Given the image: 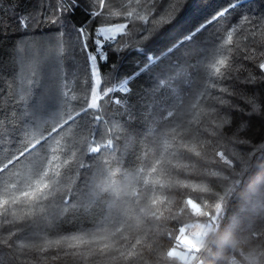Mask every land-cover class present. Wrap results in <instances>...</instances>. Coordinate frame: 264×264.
I'll use <instances>...</instances> for the list:
<instances>
[{
	"label": "snow or ice",
	"instance_id": "obj_1",
	"mask_svg": "<svg viewBox=\"0 0 264 264\" xmlns=\"http://www.w3.org/2000/svg\"><path fill=\"white\" fill-rule=\"evenodd\" d=\"M189 2L184 0L183 5H178L172 0H163V4L160 0H143V3L135 0L151 14L150 19L139 17L145 24L140 36L145 43L128 47L121 57L123 62L119 64L109 56L111 51H122L115 36L109 42L107 33L112 31L111 28L93 30L91 26L72 23L74 14L80 11L88 20L102 17L108 10L106 0H56L55 3L53 0H28V4L20 8L16 19L25 35L39 34L29 33V19L37 25L47 22L54 26L58 35L75 33L76 47L84 55L89 91L85 99L89 102L80 105L78 110L65 111L57 120L58 127L54 126L51 132L67 125V129L77 127V136L84 135L85 143L80 148V155L89 159L75 160V167L85 171L76 173L68 169L64 175H78L84 186L81 202L74 214L94 216L100 210V217L91 229H80L79 235H60L61 217L52 210L54 201L50 200L62 175L54 170V167H59L54 164L57 157L49 158L43 135L35 142L24 144L18 132L10 133L11 139L21 146L16 147L6 161H0V178L6 176L18 161H28L31 175L26 180L9 181L0 193V224L11 226L6 229L7 238L0 239V264H4V255L8 256L9 264H18L25 249L43 253L45 248L38 237L41 232L50 230L51 235L59 238L44 243L59 246L71 241L68 244L71 251L61 249L63 254L80 257L83 261L91 259L92 264H148L146 257H154L156 264H175L176 261L182 264H222L223 261L226 264H264V231H251L244 236L237 230L242 221L247 222L254 217L264 220V160L261 159L264 157V143L253 144L247 135L254 120L264 123V49L253 57H243L255 60V70L246 66V77L235 76L227 56H224L211 65L213 71L205 80L201 64L207 52L200 45L199 34L209 23L230 14L236 5L228 0L227 5L209 20L185 31L181 26V13ZM107 4L111 5L112 0H107ZM132 15L133 12L126 9V16ZM165 17L170 22H165ZM245 22L261 26L260 22L248 16L239 23ZM127 26L126 23L120 25ZM236 30L228 31L227 44H232V33ZM192 48L203 54L197 61L189 63L174 59L178 50L187 52ZM133 57L136 62L128 70L126 62ZM146 73H152V94L137 95L133 84ZM102 74L109 79H105L99 88L93 87L92 78L99 86ZM201 82L205 84L203 88ZM248 84L261 87L249 90ZM209 88L218 89L222 95L210 92ZM67 95L57 90L51 101L67 104ZM208 96L216 102L206 109L198 107ZM133 97H136L135 101ZM104 98L109 104L127 109L130 117L135 115L132 110L137 106L148 102L153 106L149 119L155 127L151 129L150 140L144 127L137 128L127 121L121 126V132L134 151L139 150L136 145L141 138L155 149L153 160L146 162L145 168L132 174L120 172L121 183L114 179L118 169L103 171L97 168L93 172L94 162L99 159L96 154L103 155L101 148L113 155L119 151L115 142L120 137L109 135L111 129L101 137L104 143L96 141L98 133L93 125L104 121L103 105L99 102ZM144 110L147 111V107ZM208 123L211 128L206 126ZM3 138V129H0V140ZM222 142L231 144L233 151L229 152ZM33 150L40 155L29 159L34 156ZM208 152L215 155L211 164L207 159ZM75 156L76 153L70 151L61 163L67 166L70 158ZM217 163L227 167L214 168ZM97 175L100 177L98 183L92 180ZM190 181L206 183L213 189L206 193L213 202L210 212L202 211L192 198L185 197L181 191L190 186ZM218 184L220 188L216 187ZM169 197L182 200L198 216L206 219L195 226L183 224L178 216L186 209L178 204L177 213L166 207ZM67 203L64 200V204ZM18 209L27 210L24 217H17ZM165 212L169 214L165 216ZM243 231L248 232L249 229L244 228ZM19 233L29 238L30 243L18 244L21 240ZM39 259L36 255L35 264H39ZM25 264L29 262L25 260Z\"/></svg>",
	"mask_w": 264,
	"mask_h": 264
},
{
	"label": "trees",
	"instance_id": "obj_2",
	"mask_svg": "<svg viewBox=\"0 0 264 264\" xmlns=\"http://www.w3.org/2000/svg\"><path fill=\"white\" fill-rule=\"evenodd\" d=\"M55 2L56 0H53V3ZM232 2L236 6L230 10V14L220 17L215 23H209L204 31L199 34L200 45L204 46L207 52V56L204 57L201 64L205 80L210 78L209 74L213 71L211 65L215 60L224 56H227V62L232 67L235 76L246 77L248 74L246 66H252V70H255V60L243 59V57L246 55L253 57L261 49H264V19H262L264 18V0H232ZM141 3H143V0H141ZM160 3L163 4V0H160ZM172 3L183 5L184 0H172ZM227 3L228 0H190L186 9L181 13L182 29L188 31L203 24L222 10ZM27 4L28 0H19V6L18 0H0V129H3L4 137L0 140V161H6L10 154L15 151V148L21 146L11 139L10 133L18 132L19 138L24 144L35 142L43 135L47 141L45 151L48 153L49 158L53 155L57 157L54 164L59 165V167H54V170L62 173L55 185L53 197H50V200L54 201L52 210L61 217L58 231L60 235L65 236L79 235L80 229H91L94 224L99 222L100 217V210H97L94 216L86 217L74 214L81 202L84 186L78 175H64L68 169H72L76 173L85 171L75 167V160L85 159L87 161L89 159L87 156L81 157L80 155V148L84 145L85 138L84 135L77 136L76 126L67 129V125H65L64 129H58L56 132H51V129L54 126L58 127L57 120L63 117L65 111L78 110L80 105L89 102L85 99L89 95V91L88 75L84 68V55L76 47L75 33L58 35L54 31V26L47 22L37 25L29 19L27 21L30 24L29 33L39 34L25 35V30L20 27L16 16L19 14L20 8L25 7ZM106 7L108 8L107 12L102 17L93 20H88L83 11L76 12L72 23L75 25L85 24L91 26L93 30L99 27L110 28L126 23L128 26L116 37L122 51H111L109 53L110 59L114 58V62L119 64L123 62L121 57L128 47H137L145 43L140 39L145 24L144 20L139 17L150 19L151 14L147 12L146 8L137 5L135 0H112L111 5H108L106 0ZM126 9L133 12L131 17L126 16ZM177 11H180V9L177 8ZM137 13H139V16ZM244 16L260 22L261 26L249 25L247 22L241 25L239 22L243 20ZM37 18H39V14ZM165 22H170L167 17H165ZM232 28L237 30L232 33V44L229 45L226 43L227 33ZM89 43L92 44L91 41ZM202 55L195 48L187 52L180 49L175 53L174 59L180 58L191 63L200 59ZM135 62V57L128 59L125 65L126 68L131 70L130 66ZM151 77L152 73H146L134 82L133 88L137 95L150 96L152 94L151 86L154 80ZM105 79H109V77L102 74L101 85L98 88L103 85ZM92 84L94 87V78H92ZM204 86V82H201V87ZM246 87L253 90L259 89L261 86L248 84ZM57 90L60 93L68 94L66 97L67 104L62 102L56 104L51 101L52 95ZM209 91L222 95L218 92V89L209 88ZM119 94L117 93V95ZM135 99L136 97H133V101ZM38 101H41V104ZM99 102L103 105L102 115L104 121L93 125V129L98 133L96 141L101 144L104 143V139H101V137L111 129L109 135L120 137L115 142L119 151L113 155L110 154L109 150L101 148L103 155L96 154L99 159L94 162L93 172L97 168L103 171H116L118 169L119 171L114 179L117 183H121L120 172L137 173L140 169L146 167V162L153 160V152L155 151L144 138H141L139 145H136L139 150L134 151L126 136L121 132V126L127 121L134 123L137 128L144 127L148 130L147 137L150 140L151 129L155 127L149 119L153 106L150 102L146 105L137 106L132 110L135 115L130 117L127 109L109 104L106 98L100 99ZM215 102L212 96H208L201 101V105L198 107L202 106L206 109L209 104ZM145 107H147V111L144 110ZM206 126L211 128L210 123ZM50 132L51 135H49ZM247 135L253 144L264 143V123L254 120ZM91 139L92 137H89V140ZM69 141H71V144H69ZM41 142L44 143L45 141L42 140ZM222 143L229 152L233 151L231 144ZM146 150L147 156L145 155ZM70 151H74L76 156L70 158L69 165L65 166L61 161ZM33 152L34 156L29 159H36L40 155L35 153V150ZM214 158V152H208L207 159L210 164ZM261 159L264 160V157H261ZM213 167L226 168L227 165L217 163ZM30 175L31 166L28 161L16 162L15 167H12L6 176L0 178V193L3 191L4 184L17 179L26 180ZM92 180L98 183L100 177L98 175L94 176ZM189 185L187 189H181L185 193V197L192 198L193 202L197 203L202 211L210 212L213 208V202L206 193L213 191L211 186L194 181H190ZM216 187L220 188L221 185L218 184ZM64 200H67V205L64 204ZM45 203L47 204L48 201H45ZM178 204L186 209L185 212L179 213ZM205 204H207V207H204ZM166 207L179 213L178 219L183 221V224H201L206 219L198 216L182 200L173 197H169ZM26 211V209H18L17 217H24ZM168 214V212H165V216ZM171 223H175V221ZM183 224L180 226H183ZM8 227L11 226L0 224V239L7 238L8 232L6 229ZM244 228H248L249 231L244 232ZM237 230L241 231L244 236H248L251 231H264V220L254 217L247 222L242 221L237 226ZM50 231L41 232L38 237L39 242L44 245L45 251L34 253L25 249L24 255L21 256L18 264H25V260L29 264H35L36 255L40 257L39 264H92L91 259L83 261L80 257L74 258L71 255L63 254L61 249L71 251L68 248L71 241H66L59 246L44 243L46 240L59 238V236L51 235ZM19 235H21V240L18 241V244L30 243L29 238H25L23 233H19ZM31 235L29 233V237ZM176 242L178 241H172V243ZM165 246H168L167 243ZM228 255L231 256L232 254L229 253ZM2 258L4 264H9L7 255ZM146 259L148 264H156L154 257H146ZM175 264H182V262L176 261ZM222 264H226V261H223Z\"/></svg>",
	"mask_w": 264,
	"mask_h": 264
},
{
	"label": "rangeland",
	"instance_id": "obj_3",
	"mask_svg": "<svg viewBox=\"0 0 264 264\" xmlns=\"http://www.w3.org/2000/svg\"><path fill=\"white\" fill-rule=\"evenodd\" d=\"M110 28L112 29V31L107 33V36L109 37V41L111 40L112 36L117 37L118 35H120L122 33L123 29H124V27H120V25L114 26V27H110ZM101 39H103V37H101ZM94 87L98 88V85L95 84V78H94ZM197 224H200V223H194V224H191L190 226H195ZM192 230H195V228L192 227Z\"/></svg>",
	"mask_w": 264,
	"mask_h": 264
},
{
	"label": "water",
	"instance_id": "obj_4",
	"mask_svg": "<svg viewBox=\"0 0 264 264\" xmlns=\"http://www.w3.org/2000/svg\"><path fill=\"white\" fill-rule=\"evenodd\" d=\"M110 42V41H109Z\"/></svg>",
	"mask_w": 264,
	"mask_h": 264
}]
</instances>
